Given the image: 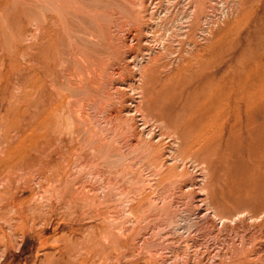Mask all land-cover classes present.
<instances>
[{"label": "rangeland", "instance_id": "rangeland-1", "mask_svg": "<svg viewBox=\"0 0 264 264\" xmlns=\"http://www.w3.org/2000/svg\"><path fill=\"white\" fill-rule=\"evenodd\" d=\"M0 264H264V0H0Z\"/></svg>", "mask_w": 264, "mask_h": 264}, {"label": "bare ground", "instance_id": "bare-ground-1", "mask_svg": "<svg viewBox=\"0 0 264 264\" xmlns=\"http://www.w3.org/2000/svg\"><path fill=\"white\" fill-rule=\"evenodd\" d=\"M228 55L229 52L223 49L219 52L213 49L195 56L191 61H186L189 63L185 67L184 76L188 77L185 82L192 83L193 87L200 89L199 99L195 100L193 111L197 112L203 107L206 109L214 108L213 114L208 120L210 126L214 125L213 128L219 125L225 115L230 116L232 113H237L235 117L241 118L242 114L246 115L250 110L258 109V103L249 100L245 92V83L242 80H239L240 84L235 85L233 81L224 76L226 69L221 68V66L227 64L225 59ZM220 64L221 66L219 67L218 65ZM234 86L238 87L237 92L234 91ZM200 100L203 101L200 102ZM223 123H221L222 126ZM221 131H223V128H221ZM200 137L202 139L198 141L191 139L189 145H187L186 152L193 147L195 142L204 143L210 136L200 134ZM220 218L227 220L231 219V216H221Z\"/></svg>", "mask_w": 264, "mask_h": 264}]
</instances>
